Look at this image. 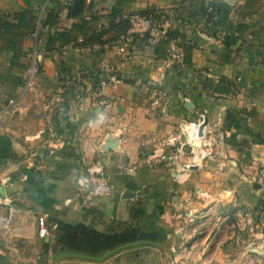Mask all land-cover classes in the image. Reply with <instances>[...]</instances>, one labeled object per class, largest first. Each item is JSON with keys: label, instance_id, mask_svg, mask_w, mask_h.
<instances>
[{"label": "crops", "instance_id": "1", "mask_svg": "<svg viewBox=\"0 0 264 264\" xmlns=\"http://www.w3.org/2000/svg\"><path fill=\"white\" fill-rule=\"evenodd\" d=\"M74 1L0 0V22H15L14 13L25 9L38 16L37 29L18 43L19 65L6 49L11 37L5 42L0 35V135L14 151L0 158V194L6 187L15 207L11 230L0 236V264H264V252L254 251L264 247V0H85L83 16L97 17L98 28L128 13L159 11L167 29L178 32L169 43L134 33L126 61L117 45L96 52L97 43L84 44L83 35L48 47L51 31L80 20L69 14ZM221 4L232 7L230 19L242 30L210 27L202 11ZM51 12L59 15L57 27L41 23ZM228 33L237 38L231 46ZM34 52L39 67L29 81ZM78 82L97 91L79 97ZM201 114L212 155L182 170V182L164 161L145 160ZM47 146L49 152L41 149ZM96 161L105 164L113 190L86 205L78 179ZM196 194L198 210L213 207L197 220L194 238L195 224L179 211L191 209ZM44 214L49 234L40 237ZM59 221L106 233L162 229L165 236L93 254L60 244Z\"/></svg>", "mask_w": 264, "mask_h": 264}, {"label": "trees", "instance_id": "2", "mask_svg": "<svg viewBox=\"0 0 264 264\" xmlns=\"http://www.w3.org/2000/svg\"><path fill=\"white\" fill-rule=\"evenodd\" d=\"M122 4V1H120ZM85 10V0H75L70 6V15L73 17H80L78 22L74 23L71 28L65 29H55L51 31L48 37L47 45L50 49L55 47L57 42L62 44L69 43L73 40H76L79 35L85 36L84 44L93 42V39L99 35L102 36L103 31L99 30L97 27L98 21L95 20L97 17L92 16L90 19H87L83 16ZM232 7L227 4L215 5L213 10L208 11L204 7L203 13L208 14L206 21L208 24H211L210 27L214 29H221L227 31L242 30L244 24L238 23L237 25L233 24V21L230 19V13ZM147 13V12H146ZM145 13V14H146ZM15 22L5 20L0 22V35L3 39L11 37L12 46L11 49L8 44L6 45L7 50H12L13 52V62L12 65H19L18 59L24 54V51L19 47V42L23 36L33 33L38 26L37 18L38 16L33 13L32 9H25L23 11L14 13ZM42 25L52 27H57L59 24V15L56 13H49L45 20H41ZM119 25L123 26L122 29L126 32L128 27V20L120 19L118 22L111 23V27ZM178 32L175 29H170L167 31L165 37L162 39V43H169L170 39L177 36ZM233 33H228L225 35V43L227 46H231L237 42V38H233ZM6 42V40H5ZM191 50V47H189ZM185 63H191L188 59V53L185 55ZM14 154L12 144L10 140L0 135V158H8ZM164 231L162 229H154L151 233H138L137 231H125L122 233H106L97 230L96 228L87 225L85 223H68L59 221L57 228V241L60 244H64L69 248L83 251L87 253L97 254L104 250L111 249L117 245L132 241L138 238H148V239H157L163 237Z\"/></svg>", "mask_w": 264, "mask_h": 264}, {"label": "built area", "instance_id": "3", "mask_svg": "<svg viewBox=\"0 0 264 264\" xmlns=\"http://www.w3.org/2000/svg\"><path fill=\"white\" fill-rule=\"evenodd\" d=\"M131 22L130 33H137L138 28L148 31L149 38L154 40V36L162 37L166 35L167 20L163 23L154 13H128L124 15ZM129 33L125 38H129ZM133 35V34H132ZM125 51V47L121 48ZM35 53V52H34ZM127 54V53H125ZM35 55V62L29 70V81H32L38 71V57ZM129 55V53H128ZM15 98L8 100L9 105L16 104ZM20 111V107L14 109ZM209 124L204 114H201L197 120L190 121L181 127L178 133L169 135L162 141L154 151L150 152L145 160L152 165H160L163 161L172 169L176 170L175 174L179 181L182 179V170H190L194 166H199L206 158L212 155V141L208 136ZM187 157L185 162H181L182 157ZM260 183H264V167L260 172ZM79 196L83 203L88 205L94 198L107 196L112 193L113 184L106 170V166L101 161H96L93 165L85 166L78 179ZM203 195L209 196V193L203 192ZM14 198L7 191L6 187L0 194V236L9 233L13 217L15 214ZM39 236L46 237L49 234L47 215H38ZM54 227L57 224H53Z\"/></svg>", "mask_w": 264, "mask_h": 264}, {"label": "rangeland", "instance_id": "4", "mask_svg": "<svg viewBox=\"0 0 264 264\" xmlns=\"http://www.w3.org/2000/svg\"><path fill=\"white\" fill-rule=\"evenodd\" d=\"M151 11H154V10H151ZM154 12H156V11H154ZM133 13H135V12H133ZM147 13H153V12H147ZM158 14H160V15H162V17L164 18V19H167L168 17L166 16V14H162L161 12L159 13V11L158 12H156V13H154V15H158ZM162 18V19H163ZM126 20H128L127 18H126ZM115 21H112V22H107V23H102L101 25H99V30H101V31H103V35L102 36H100L99 37V35L98 36H96L94 39H93V42H96L97 44H96V52H100V51H102V50H104L105 49V44H115V45H117L118 46V50H119V52H120V54H121V56H123V58L125 59V61L127 60V59H129V55L131 54V44H132V42H133V37H132V34H134V33H130V30H131V28H132V24H131V22L128 20V27L129 28H127L126 29V32H124L122 29H120V28H123V26H121V25H119V27H117V25L116 24H114L115 26L113 27H111V23H114ZM138 31L139 32H142V33H147L148 31H145V30H143L142 28H138ZM127 33H129L130 35H129V38H125V35L127 34ZM149 34V33H148ZM158 35H156V36H154L153 38L156 40V38H158L157 37ZM91 43V42H90ZM99 43V44H98ZM88 45H91V44H88ZM122 47H125V51H121V48ZM125 53H127V54H125ZM128 53H129V55H128ZM35 53H33V57H32V59H31V67H32V65L34 64V62H35V55H34ZM123 59V60H124ZM39 61V60H38ZM123 62V61H122ZM37 67H39V63L37 64ZM38 69V68H37ZM38 72V71H37ZM76 87L77 88H81L80 89V91H79V93L81 94L79 97H84L86 94H88V93H90L91 91H97V87L95 86V85H88V84H85V85H83V83L81 84V82H78V83H76ZM99 87V86H98ZM64 93V92H63ZM165 94V93H164ZM61 97H65V98H67L68 96H66V94H64V96H61ZM51 106H53V105H51ZM54 107V106H53ZM57 107H59V106H57ZM167 138V137H166ZM165 138V139H166ZM164 139V140H165ZM163 140V141H164ZM161 143V142H160ZM159 143V144H160ZM41 149H44L45 151H47V152H49L50 150H49V148H48V146L46 147V148H44V147H42ZM154 151V150H153ZM37 152V155L39 156V152L38 151H36ZM209 158V157H208ZM207 159V158H206ZM88 166V165H87ZM86 166V167H87ZM176 171V170H175ZM176 173V172H175ZM180 182H182V181H179V183ZM205 193H206V191H204ZM193 197V196H192ZM202 197H204V198H206V199H210V197L209 196H202ZM209 197V198H208ZM198 198H197V194H196V197H193L191 200H189L188 201V203L190 204V206H192L191 207V209H188V210H186V209H181L180 208V214H181V217L183 216L184 217V220L185 221H188V223H189V225H191V223H193V225H194V227L193 228H195L196 229V234L194 235V238H196V236L199 234V231L198 230H200L199 228H196L197 227V225H198V219L200 220V218H204L205 216H207V212H209L210 210H211V208L213 207V206H210L211 208L209 209V205L208 206H204V207H202V208H200V210H198V208H197V204H196V200H197ZM264 221V220H263ZM199 223H202V221H199ZM262 227H263V229H264V224H262ZM189 228H187L186 229V231H189L188 230ZM211 231V230H210ZM180 232V231H179ZM212 232V231H211ZM183 233H185V231L183 232ZM182 233V234H183ZM163 236H165V235H163ZM211 237H213V236H211ZM262 238H264V231H263V236H262ZM143 239H147V238H143ZM196 240V239H195ZM128 242H133V241H128ZM135 242V241H134ZM124 245H127V243L125 242L124 244H122V245H119V248H123L124 247ZM116 248H118V246L116 247ZM210 251H212V249H210ZM254 251H256V252H260V253H263L264 252V247H260V246H256V247H254ZM263 251V252H262ZM264 254V253H263ZM179 261L180 260H173V264H178L179 263ZM172 262V261H171ZM171 262H169V264H171ZM183 262V261H182ZM207 262H209V261H207ZM204 263V261H202L200 264H203ZM163 264H166V262H164L163 261ZM210 264V263H209Z\"/></svg>", "mask_w": 264, "mask_h": 264}, {"label": "water", "instance_id": "5", "mask_svg": "<svg viewBox=\"0 0 264 264\" xmlns=\"http://www.w3.org/2000/svg\"><path fill=\"white\" fill-rule=\"evenodd\" d=\"M113 146H114V144H111V143L109 144V147H113ZM195 167H197V166H194L193 168H195ZM128 193H129L128 196L135 195V192L134 191H129ZM78 255L85 256V254H83V253H78Z\"/></svg>", "mask_w": 264, "mask_h": 264}, {"label": "bare ground", "instance_id": "6", "mask_svg": "<svg viewBox=\"0 0 264 264\" xmlns=\"http://www.w3.org/2000/svg\"><path fill=\"white\" fill-rule=\"evenodd\" d=\"M182 161V160H181ZM184 161V160H183ZM184 174V173H183ZM186 174V173H185Z\"/></svg>", "mask_w": 264, "mask_h": 264}]
</instances>
